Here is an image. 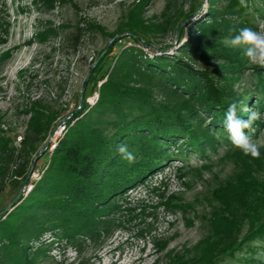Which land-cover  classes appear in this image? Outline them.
<instances>
[{
    "label": "rangeland",
    "instance_id": "374dc122",
    "mask_svg": "<svg viewBox=\"0 0 264 264\" xmlns=\"http://www.w3.org/2000/svg\"><path fill=\"white\" fill-rule=\"evenodd\" d=\"M139 1L0 0V133L11 136L18 146L29 119V105L38 98L61 113L46 139L51 138L49 153L45 154V150L39 156L30 179L42 176L44 165L64 136L68 120L60 122L82 110L84 98L89 106L99 99L100 86L106 78L96 85L90 82V76L111 48L116 55L133 45L149 61L158 58L162 63L159 68L168 71L178 59L194 68L201 78L200 72L219 69L217 61L203 59L207 45L204 42L213 39L212 35L208 34L199 45L196 42L202 38L200 22L206 18L210 6L218 10L231 0H179L184 13L190 16L164 34L148 35L150 46L142 38L140 44L129 38L121 39L122 34L118 33L120 24ZM233 1L237 4L227 15L230 22L264 32V0ZM166 5L167 0H148L143 11L145 21L162 22ZM238 31L223 34L218 40L228 52H237L245 60V69L234 85L237 93H245L248 101L243 111L261 113L248 134L253 140L264 141V68L257 70L243 56L242 49L223 43ZM85 80L89 84L82 94ZM155 93L156 99L162 100L160 87ZM217 111L220 112L219 109L199 112L203 127L212 137L209 141L201 140L200 145L183 146L181 150L178 145L183 139L178 138L176 143L160 135L161 141L168 144L163 149L172 156L118 198L121 209L109 215L111 221L104 228L72 236H66L60 229H47L32 239L29 252L35 264H172L176 254L192 255L208 234L203 217L210 210L211 191L234 171L233 163L223 157L228 143L227 136L216 128L220 126L215 121ZM245 112L247 119L249 112ZM31 188L32 184L26 187V194ZM16 194L15 189L7 187L0 197V212ZM216 264H264V236L243 242L233 253L220 256Z\"/></svg>",
    "mask_w": 264,
    "mask_h": 264
},
{
    "label": "trees",
    "instance_id": "16d2710c",
    "mask_svg": "<svg viewBox=\"0 0 264 264\" xmlns=\"http://www.w3.org/2000/svg\"><path fill=\"white\" fill-rule=\"evenodd\" d=\"M147 1L135 4L120 24L121 39L140 44L139 37L150 46L148 35L164 34L190 16L184 13L179 0H167L162 22L148 23L143 15ZM236 4L231 0L218 10L211 5L200 22L202 38L196 44L212 35L213 39L204 42L207 45L203 59L220 65L214 72H200L203 78L178 59L172 70L160 69L158 58L149 61L133 45L116 55L111 48L100 58L90 76V82L96 85L106 78L100 86L99 99L89 106L84 98L83 109L66 122V132L44 165L42 176L30 179L31 190L26 194L25 188L12 209L0 217V264H35L29 243L47 229H60L72 236L104 228L111 221L109 215L121 209L118 198L172 156L163 149L168 144L161 141L160 135L176 143L178 138L183 139L178 145L181 150L212 138L203 127L201 110H220L215 113V121L220 124L216 128L222 136H227L223 120L229 104L238 102L237 114L245 119L247 112L242 108L248 101L234 85L245 69V60L237 52H228L218 40L229 34L230 28H242L227 16ZM76 36L79 41L81 35ZM158 87L162 100L155 97ZM28 112L18 146L11 136L0 133V197L8 186L19 194L35 155L61 118V113L41 98L29 105ZM226 139L223 157L233 163L234 171L211 191L210 210L203 217L208 234L192 255L176 254L172 264H216L220 256L233 253L243 242L264 236V149H260L258 159L252 158ZM120 144L129 146L136 157L134 163L122 159L117 151ZM245 227L246 234L241 238Z\"/></svg>",
    "mask_w": 264,
    "mask_h": 264
},
{
    "label": "clouds",
    "instance_id": "9594fccd",
    "mask_svg": "<svg viewBox=\"0 0 264 264\" xmlns=\"http://www.w3.org/2000/svg\"><path fill=\"white\" fill-rule=\"evenodd\" d=\"M234 31H236L234 28L229 29L230 33ZM223 43L226 46L242 49L243 56L249 64L264 68V32L244 27L239 29L237 34L226 37ZM238 110H240L238 102H232L226 110L223 128L227 133V138L245 156L258 159L260 148L264 147V141L253 140L247 130L251 129L254 122L261 118V113L257 110L245 109L249 114L247 119H244L237 114ZM117 151L128 163L135 162L136 157L127 144L118 145Z\"/></svg>",
    "mask_w": 264,
    "mask_h": 264
},
{
    "label": "water",
    "instance_id": "95a60500",
    "mask_svg": "<svg viewBox=\"0 0 264 264\" xmlns=\"http://www.w3.org/2000/svg\"><path fill=\"white\" fill-rule=\"evenodd\" d=\"M138 40H139V41H142L141 38H139V37H138ZM143 44H145V42H143ZM101 56H102V55H101ZM86 84H87V80H85L84 83H83L82 94H83V92H84V90H85ZM81 100H82V96H81ZM68 118H69V116H66V117L60 122V124H64V123L68 120ZM53 135H54V133L52 134V136H53ZM50 141H51V138L48 139V140L46 141V143L44 144V146L41 148V150H40V151L38 152V154L36 155V158H35V160H34L32 166H31V169H30V171H29V174H28L27 178L25 179V181H24V183H23V185H22V188H21L19 194H18L17 197H16V198L10 203L9 206H7L2 212H0V217L5 216V215H6V214L12 209V207L15 205V203H17L19 197L21 196V194L23 193V191H24L25 188L27 187L28 182H29V180H30V178H31V176H32V174H33V169H34V165H35V162H36L37 158H38L40 155H42V154L44 153V151H45V150L47 149V147L49 146Z\"/></svg>",
    "mask_w": 264,
    "mask_h": 264
}]
</instances>
